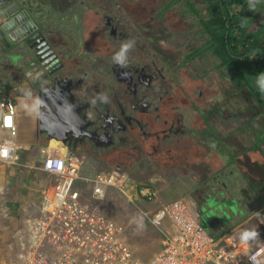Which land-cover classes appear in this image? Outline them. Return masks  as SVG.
<instances>
[{
  "label": "flooded vegetation",
  "instance_id": "af4514ba",
  "mask_svg": "<svg viewBox=\"0 0 264 264\" xmlns=\"http://www.w3.org/2000/svg\"><path fill=\"white\" fill-rule=\"evenodd\" d=\"M155 1L0 0L7 17L0 25V75L17 79L38 123L42 103L45 109L52 100L62 103L64 126L51 124L49 133L39 125L40 142L52 149L129 173L144 161L148 169L188 171L203 184L196 188L198 211L221 197L243 206L240 169L228 160L231 94L216 86L212 66L195 53L197 39L184 35L185 17ZM15 4L14 18L5 9L13 13ZM250 112L245 107L243 114L257 122ZM219 209L224 217L233 213Z\"/></svg>",
  "mask_w": 264,
  "mask_h": 264
},
{
  "label": "built area",
  "instance_id": "2783aa9c",
  "mask_svg": "<svg viewBox=\"0 0 264 264\" xmlns=\"http://www.w3.org/2000/svg\"><path fill=\"white\" fill-rule=\"evenodd\" d=\"M18 114L0 85V168L27 167L48 182L32 192L36 211L19 218L17 252L4 264H264V244L252 246L234 233L216 237L187 201H163L156 186L138 183L120 167L98 170L79 154L45 144L31 151L20 142ZM26 152L34 158L28 164ZM112 197L160 231L151 258L142 259L128 243V226L110 214Z\"/></svg>",
  "mask_w": 264,
  "mask_h": 264
},
{
  "label": "rangeland",
  "instance_id": "374dc122",
  "mask_svg": "<svg viewBox=\"0 0 264 264\" xmlns=\"http://www.w3.org/2000/svg\"><path fill=\"white\" fill-rule=\"evenodd\" d=\"M260 1L261 0L253 1V4L256 6L258 17L252 27L257 26L261 23V21H264V2L259 3ZM154 4H156V6L168 9L169 14L172 13L180 17H185V19H182L183 27L185 26V28L187 29L184 35L189 38V40L197 39L195 43V53L203 57L202 61L207 64V66H212V76L215 79L216 86L223 89L227 88L231 94L230 97L232 98L231 101L233 104V114L229 116V119L232 121L231 123H229L231 126H229L228 128L232 133L230 138L241 141L243 144H241L243 146L241 147L247 148L250 144V141H254V139L258 138L257 135L259 132L264 133V114L263 112L261 113L263 108L259 104V101L256 99V96L251 93L248 87L243 86L244 82L235 77L234 73L225 74V68L221 66V63L219 59L214 55V52L209 49L210 38L205 31V27L202 23V15L206 16L208 11V3L203 2L202 0H156ZM195 9L197 10L196 12L200 13V16L194 14ZM3 17L4 14L0 10V20ZM193 17H195L194 21ZM188 24H191V26L188 27ZM94 50H97V47L94 48ZM196 65L200 66L201 64L196 63ZM224 78H226V81L224 80ZM0 85L5 86L8 96L11 97L19 105L20 117L18 114V120L22 116V122L24 125L21 128L20 124V142H22L23 139L21 134L26 133V135L30 136V138H32L34 141V143L30 144L29 148H31V151L34 150L36 152L40 145L37 140V137L40 136V132L39 123L35 119L36 114L32 102L30 100L27 101L23 98L24 96L22 94V87L20 86L17 79L12 78L10 74L0 75ZM235 99H238L237 101H241V103L235 104ZM243 100H246L245 102H247L244 106H246L249 111L253 110V112H250V114L257 113L258 116L254 119L261 120V123L258 122L259 120L257 121L260 124L259 127L252 128L243 125L247 124L248 126H250V124H254L252 122L253 120H249L250 118H252L251 116H248L249 114H243L244 108L241 105ZM224 111L226 112L225 108ZM248 138H250V141L248 140ZM49 144L50 142L48 141L45 143V145ZM27 146L28 145L26 144V147ZM260 147H262L264 150V142L260 144ZM57 151L58 150H55V152ZM242 153H245L244 150L243 152H241L240 150L235 151L234 155L238 157L234 164L237 165L245 175H247L246 172L248 170V167L252 164H249V159V163H245L246 160L244 159H247L246 154L242 155ZM22 158L25 164L32 162L34 159L33 157L28 155V152L24 153V156ZM88 163L98 170H110L114 168V166L112 167V165H107L106 163L98 164L96 161H88ZM140 166L141 169H137L136 171H132L131 173H129L125 169L124 170L132 178L136 179L138 183H152L154 186H156L160 191V196L163 201L182 199L187 201L193 206V208L198 210L197 201L195 199L201 198V194L196 191V188L201 187L203 184L201 185V182L199 180L200 178L196 174H191L188 171L177 170V172L179 173H172L163 169H148L145 168V161L144 164L142 163L140 164ZM142 166H144V168ZM253 166L255 165L253 164ZM257 167L260 168L259 165H257ZM0 171L3 172L0 175V179L6 178L7 174H10L11 172L9 167L0 168ZM20 171L25 174L26 172H28L26 169H21ZM34 174L36 173L34 172ZM9 176H11V174ZM10 178L11 177H7L3 181H0V184L8 185L10 182ZM225 180L229 183H227L228 186L234 184V180L232 179ZM42 181L44 182V185L48 182L45 179H43ZM208 181H206L205 183H207ZM38 183L33 187L31 186L32 192L37 190L39 191L42 187H44V185H39ZM222 187L223 186H219L218 190H224L222 189ZM23 192L24 194L22 196L19 195L16 198L12 197V199L10 198V200L7 201H3L5 199H3L2 201L0 200V264H4V261L6 259L10 258L17 252L16 243L18 241V238L14 236V229L18 224L20 226L19 218L21 216V207L23 208V206L19 204H21L20 201L22 202V198L26 197V192L29 193V185L28 189L24 190ZM110 201L111 202L109 206L114 210L113 213L110 212V214L113 215V218L115 220L120 221L122 224L128 226L129 228L128 243L130 244V246L139 257H142V259L151 258L159 250L160 231L155 228L148 220L143 219L140 216V211L138 209H130L123 202L117 201L116 198L113 197L110 198ZM26 211H28V209H26ZM5 216L9 217L5 219Z\"/></svg>",
  "mask_w": 264,
  "mask_h": 264
},
{
  "label": "trees",
  "instance_id": "16d2710c",
  "mask_svg": "<svg viewBox=\"0 0 264 264\" xmlns=\"http://www.w3.org/2000/svg\"><path fill=\"white\" fill-rule=\"evenodd\" d=\"M208 3L206 16L202 15L205 31L210 38L209 49L214 52V55L219 59L221 66L232 71L240 81L244 82L243 86L250 89L251 93L256 96L259 104L263 108L261 113L264 114V21L255 27H252L258 17L254 0H202ZM261 0L259 3H263ZM233 94V93H232ZM235 99V104L241 103ZM242 106L245 110V102ZM249 105V104H248ZM247 108V107H246ZM232 150V148H231ZM229 150V154H235L236 150ZM229 158V165L236 162L237 157ZM224 163V160H221ZM225 164V163H224ZM227 165V164H225ZM235 165V164H234ZM237 166V165H236ZM255 170L260 168L255 167ZM236 172V168L234 169ZM240 181L237 184V189L240 191L244 186L254 183L250 182L248 175H245L241 170H238ZM230 187V185H229ZM242 194V192H239ZM254 194L262 197L264 201V193L254 191ZM230 197V195H229ZM243 206L221 197V202L215 204V210L219 208H230L232 220L226 223L214 221V225L221 227L224 232L233 230L239 225L244 218H247L252 211V206L247 205V198L244 196ZM230 201V202H229ZM207 216L200 217L201 222L209 231L213 228V223L209 227ZM223 235V234H221ZM221 235H215L220 237Z\"/></svg>",
  "mask_w": 264,
  "mask_h": 264
},
{
  "label": "crops",
  "instance_id": "0c3cea01",
  "mask_svg": "<svg viewBox=\"0 0 264 264\" xmlns=\"http://www.w3.org/2000/svg\"><path fill=\"white\" fill-rule=\"evenodd\" d=\"M2 9V7L0 8V10ZM3 13V9L1 10ZM4 14V13H3ZM6 16L4 15V17L0 20V25L4 24V22L6 21ZM20 117V114H19ZM19 122L21 124V128L23 125L22 122V116L21 118H19ZM259 123H261V120L258 121ZM258 122H253L254 124H250V126H248L247 124H243L247 127H259L260 124ZM251 123V122H250ZM257 123V124H255ZM2 135V132L0 130V136ZM22 136V142L24 143V145L26 146V144L28 145L27 148H29L31 143H34L33 139L30 138V136H27L26 133L25 134H21ZM258 138L254 139V141H250V138H248V140L250 141V144L248 145L247 148H242L243 144L241 141L238 140H234L232 138V150H237V151H241L245 153H242V155L246 154V158L250 160L249 164H252V169L248 167V170L246 172V174L249 176L250 178V182L254 183V186L252 187L250 184L246 185L243 187L242 192L244 193L243 195L246 196L247 198V202L249 204V206H252V211L250 212L249 216L247 218H245L239 225H237L233 230L223 233L224 230L221 227H217L216 225L213 226V228L210 230V232L213 235H225V234H230V233H234V238L236 240H240L243 241L242 239H246L243 237H240L238 234V230L239 228L245 224L247 221L253 219V218H258L259 222L261 225H258V227L260 228V226H264V201H261L260 199L262 197H260V195L258 194V196H256L254 194V191L257 192H262L264 193V150L262 147H260V144L262 142H264V133H258ZM37 137V136H36ZM39 137V136H38ZM37 137V140L39 142V144H42V142H40L39 138ZM26 140V141H24ZM36 140V141H37ZM242 144V145H241ZM242 146V147H241ZM243 149V150H242ZM233 152V151H232ZM24 156V154H23ZM232 156H235L234 153H232ZM233 158V157H231ZM253 164L255 166H253ZM257 165H259L260 170H255L257 167ZM21 169H26L28 172L22 173L20 170ZM10 174L11 176H9L10 174H7V177H11L10 178V182L8 185H1L0 184V200L2 201H7L10 200V198L12 199V197H18L19 195L22 196L24 194V190L28 189V185H29V193L26 192V197L22 198V202L20 201L21 206H23V208L21 207V216L22 219L24 220V218L30 214L29 209L33 210V212L36 211L35 209V204H32V196L34 195L31 191V186L33 187L35 183L39 182V178L36 176V174H34L33 171H31L29 168L27 167H12L10 168ZM3 172L0 171V175ZM4 178V179H6ZM4 179H0V181H3ZM39 185H44V182L40 180V182L38 183ZM47 183H45L46 185ZM44 185V186H45ZM31 192V195H30ZM26 209H28V211H26ZM7 217L9 216H5V219H7ZM252 231L254 232L256 230V227H252ZM17 229H19L18 225L17 227L14 229V232H18ZM221 235V236H223ZM220 236V237H221ZM263 239H260L258 242H252L251 245L252 246H256V245H260L262 243Z\"/></svg>",
  "mask_w": 264,
  "mask_h": 264
},
{
  "label": "water",
  "instance_id": "95a60500",
  "mask_svg": "<svg viewBox=\"0 0 264 264\" xmlns=\"http://www.w3.org/2000/svg\"><path fill=\"white\" fill-rule=\"evenodd\" d=\"M15 7H16V9H15V11H13V13L10 12L9 8H6L5 11L8 12L11 17H14L17 14V12L20 10L19 6L17 4H15ZM52 101H50V103L47 104L48 109L44 108V103L41 104L42 116L40 118L39 125H40V129L42 132L51 133V128L49 127L51 124L61 126V125H63L61 123V121H63L62 119L65 118L64 116H66V118L69 117V116H67L68 112H67V114L64 113V108H61L62 103H60V102L59 103H57V102L52 103ZM71 105L75 106L74 103H72ZM73 116H76L80 122L85 121V118L82 117L81 113H79L78 111H76ZM215 204H216V202L213 200L209 203L211 208L210 207H203V208L199 209V211L197 210L200 217L207 216L206 220H207L209 227L211 225V223H210L211 220L226 223L227 221L229 222L230 220L233 219L231 214H229V213L226 214L227 217L221 216L220 214L216 213ZM258 225H261L259 222V219L253 218V219L247 221L245 224H243L239 228V230H238L239 234L238 235L240 237L246 238L250 242H258L260 239H263L261 244H264V226H260V228H259ZM252 227H256V230L254 232H251L253 229Z\"/></svg>",
  "mask_w": 264,
  "mask_h": 264
}]
</instances>
